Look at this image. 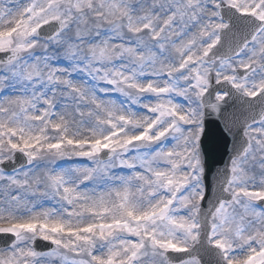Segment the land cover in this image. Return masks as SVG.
<instances>
[{
    "label": "snow or ice",
    "instance_id": "obj_1",
    "mask_svg": "<svg viewBox=\"0 0 264 264\" xmlns=\"http://www.w3.org/2000/svg\"><path fill=\"white\" fill-rule=\"evenodd\" d=\"M3 91L0 264H264V0H0Z\"/></svg>",
    "mask_w": 264,
    "mask_h": 264
},
{
    "label": "water",
    "instance_id": "obj_2",
    "mask_svg": "<svg viewBox=\"0 0 264 264\" xmlns=\"http://www.w3.org/2000/svg\"><path fill=\"white\" fill-rule=\"evenodd\" d=\"M202 144L206 160L207 182L209 185L210 174L213 172V169L225 164L227 159V153H225L222 144L219 141V137L210 136L209 127L207 129L206 135L202 140Z\"/></svg>",
    "mask_w": 264,
    "mask_h": 264
},
{
    "label": "rangeland",
    "instance_id": "obj_3",
    "mask_svg": "<svg viewBox=\"0 0 264 264\" xmlns=\"http://www.w3.org/2000/svg\"><path fill=\"white\" fill-rule=\"evenodd\" d=\"M21 2H24V0H21ZM74 78H77L75 75H74ZM98 88H105V87H110L109 85L105 84L104 82H98V85H97ZM4 92V91H3ZM10 93V91H8ZM11 94V93H10ZM112 98H115L117 100L119 99H122V97L119 96L118 93H113L112 94ZM179 99V98H178ZM180 102H183L182 100H180ZM70 160V162H69ZM57 164L59 163H63L65 164L67 167L68 165H71V166H75V165H82V166H88V161L86 160H81V159H77V158H70V159H67V160H64V161H57L56 162ZM70 167V166H68ZM41 171V170H40ZM121 174H127V170H125L123 173ZM46 207L49 206V205H45Z\"/></svg>",
    "mask_w": 264,
    "mask_h": 264
},
{
    "label": "bare ground",
    "instance_id": "obj_4",
    "mask_svg": "<svg viewBox=\"0 0 264 264\" xmlns=\"http://www.w3.org/2000/svg\"><path fill=\"white\" fill-rule=\"evenodd\" d=\"M77 166V165H76ZM41 171H43V170H41Z\"/></svg>",
    "mask_w": 264,
    "mask_h": 264
}]
</instances>
